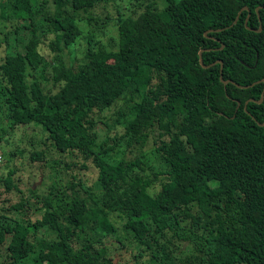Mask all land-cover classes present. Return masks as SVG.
Masks as SVG:
<instances>
[{"label":"trees","instance_id":"1","mask_svg":"<svg viewBox=\"0 0 264 264\" xmlns=\"http://www.w3.org/2000/svg\"><path fill=\"white\" fill-rule=\"evenodd\" d=\"M35 1L0 5L9 34L23 40L0 60V141L14 145L0 144V157L16 162V136L33 163L30 172L16 174V162L0 173V264H120L85 231L90 219L105 236L116 231L113 212L138 243L130 257L264 264V0H128L140 11L114 3L101 16L93 10L102 0H53L40 36ZM111 15L117 47L95 46ZM83 38L80 56L61 57ZM9 40L5 33L2 44ZM125 95L131 116L99 138L101 113ZM123 141L140 152L123 157ZM68 151L82 162L66 160ZM89 164L98 201L82 171ZM30 198L41 200L40 217L12 214Z\"/></svg>","mask_w":264,"mask_h":264},{"label":"rangeland","instance_id":"2","mask_svg":"<svg viewBox=\"0 0 264 264\" xmlns=\"http://www.w3.org/2000/svg\"><path fill=\"white\" fill-rule=\"evenodd\" d=\"M7 0H0V5L4 4V2ZM130 1V0H129ZM132 1V0H131ZM142 3L144 0H141ZM103 0L100 2V5L94 8L93 13L96 14L97 16H101L102 14L106 13V10L108 7H111L114 3L123 6V10L126 8V13L129 14L130 9L132 11H140L141 5L137 8H130L128 5L130 2L128 0H107L106 3H103ZM107 4V7H104V5ZM32 12L38 11L39 12V19H35L36 24H37V30H38V35H41L40 30L46 29L45 23H46V17L48 18L50 15H53L55 13V6L53 3V0H36L34 6L31 8ZM43 10V13L45 11V14L41 13ZM110 16V15H109ZM115 16L111 15V18L109 19L108 23H105V26L102 28V31L98 34V37L96 38L95 46H101L105 47L107 49H112L117 47V41H118V34H117V27H116V22H115ZM12 22V21H11ZM80 26L82 28V36L84 37L87 34V24L85 22H81ZM12 27L10 26V22L8 20L0 18V60L4 57L6 51L8 50L9 45L11 47H17L20 50H23V40H19L18 45L16 42L13 40L14 35L9 34L11 31ZM5 33H8V36L10 37L8 45L2 44V41L5 39ZM15 42V43H14ZM42 45V44H40ZM85 49V39L83 38L79 43H77L73 47H69L64 49L63 53H61V57L68 61H70L74 58L72 55V52H75L76 56H80L83 53V50ZM97 64L96 61H92L90 65L95 66ZM32 79V77L30 78ZM29 80V79H28ZM133 103L132 99L126 98V95L123 96L121 99H119L115 104L112 106L108 107L106 110H104L101 115L107 117L105 120H100L96 127V132L98 134L99 138L104 137L105 133H111L114 131H117L120 127L114 125V121L119 118V121L124 120L125 118H128L131 116L130 112V106ZM119 108L123 110L125 113V116H121L119 114ZM149 135L142 146V149L147 151V154H150L149 150L151 147H153L155 141H158V128L155 129H149ZM2 140L0 141L1 146L4 148L5 151H7L8 148L13 147V144L6 143V137L4 135L1 136ZM14 141H16L19 145L20 151L17 152L15 159L17 162V172L16 174H21V170L24 171H31L33 168V163L29 162V155L27 151H24V149H29L30 145L25 141V140H20L18 137H13ZM163 139H168V135H164L162 137ZM11 140V138H10ZM121 152L123 157L125 158H132L133 156L137 155L140 152V148L137 145H131V146H126L125 142L123 141V144L120 146ZM64 158L66 160L70 161H76L77 164L82 162L81 156L74 153V152H66L64 153ZM152 162V168L154 169H160L162 168V165L160 162H157L155 160V157L149 156ZM14 161H8L6 158H3V156L0 157V173H5L6 169L10 168V166H14L16 164ZM19 165V166H18ZM20 167V168H19ZM36 167V165L34 166ZM81 170V169H80ZM82 171L85 172L86 176V183L88 185H93V189L95 192L94 199L98 201L99 197V192L98 189H96L95 186V175H96V170L95 168L89 164V167L87 169H82ZM22 181V180H21ZM94 181V182H93ZM23 182V181H22ZM36 182L35 188L39 185H41L42 181L32 178V184ZM24 183H21V186ZM44 185L38 187V191L42 193L45 191ZM39 193V194H40ZM10 198L11 201H16L19 200L20 192L12 190L10 193ZM98 205V203L96 204ZM43 206L41 200H36L35 198H30L29 202L25 204V206L17 210L15 212H12L13 215L18 216V218L22 220H27V219H35L37 217H40V215L43 212ZM110 219L112 220V223L117 227L116 231L108 234V235H103L102 232L98 229H95L93 227V222L92 220H88L85 223V231L87 232V235L92 239L96 237H102V241H98L96 243L97 247H104L105 251L108 253V255L112 256L114 258V261H117L120 264H153L152 260L150 258V255L148 252H146L143 256H140L138 258H135L134 256H128L130 253L133 251L137 250V245L138 243L134 240L132 233L128 230H125L122 227V217L118 216L115 212L110 214ZM95 224V223H94ZM49 236V235H48ZM47 236V237H48ZM121 241L123 243H121ZM241 264H246V263H241Z\"/></svg>","mask_w":264,"mask_h":264},{"label":"water","instance_id":"3","mask_svg":"<svg viewBox=\"0 0 264 264\" xmlns=\"http://www.w3.org/2000/svg\"><path fill=\"white\" fill-rule=\"evenodd\" d=\"M237 19H238V15L236 16V18L234 19L232 24H234L237 21ZM246 21L247 20L245 19V23H246ZM259 30H260V27L257 29V31H259ZM199 60H200L201 63L203 62L202 57H201V50H199ZM224 81H227V80H224ZM263 97H264V91H263V93L261 95V98L258 101H262ZM262 124H264V122H262ZM33 186H35V184H33Z\"/></svg>","mask_w":264,"mask_h":264}]
</instances>
